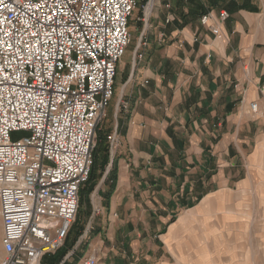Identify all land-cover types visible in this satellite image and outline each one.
Masks as SVG:
<instances>
[{
  "label": "crops",
  "instance_id": "0c3cea01",
  "mask_svg": "<svg viewBox=\"0 0 264 264\" xmlns=\"http://www.w3.org/2000/svg\"><path fill=\"white\" fill-rule=\"evenodd\" d=\"M157 3L151 27L138 33L142 57L133 52L116 82L109 128L118 145L107 162L114 180L97 191L88 237L83 229L68 250L78 259L58 264L89 255L98 264H170L202 241L260 235L248 230L247 208L252 199L254 221L263 219L264 0ZM209 10L228 14L220 39L199 23ZM233 227L240 232L227 236ZM1 239L0 227V260Z\"/></svg>",
  "mask_w": 264,
  "mask_h": 264
},
{
  "label": "built area",
  "instance_id": "2783aa9c",
  "mask_svg": "<svg viewBox=\"0 0 264 264\" xmlns=\"http://www.w3.org/2000/svg\"><path fill=\"white\" fill-rule=\"evenodd\" d=\"M154 2H143L145 28ZM134 7V0H0V264H42L64 244ZM227 18L209 10L199 23L220 39ZM248 109L260 112L255 100Z\"/></svg>",
  "mask_w": 264,
  "mask_h": 264
},
{
  "label": "rangeland",
  "instance_id": "374dc122",
  "mask_svg": "<svg viewBox=\"0 0 264 264\" xmlns=\"http://www.w3.org/2000/svg\"><path fill=\"white\" fill-rule=\"evenodd\" d=\"M145 0H134L135 7L131 13V15L128 18V31L131 35L129 44L125 48V52L119 59L117 63V76L115 79V85H114V91L112 98L109 102V105L106 109V114L104 118L100 121V123L97 126L96 135L94 139L95 146L92 151V159H93V152L94 150H97V153H95L96 159L101 163L102 160H105V162L111 161V155L113 154L116 146L118 145L117 138L114 133H111L109 128L111 123V115L113 113V109L115 107L116 98V82H121L124 79V76L126 74V67L129 66V61L132 53L136 49L137 40H138V33L141 31L143 32L144 26H145V20L142 19V11L141 8L143 6V2ZM158 0H155L154 9L159 5ZM166 4L170 3L166 2ZM166 4L162 5L165 7V9H169V7L166 6ZM140 15V19H142L143 25L141 22H139L136 17ZM152 15V13H151ZM150 15V17H151ZM150 17L148 18V23L151 22ZM151 25L149 24L146 29H149ZM163 39V36L161 37V40ZM139 43V40H138ZM135 56L140 58L137 54V52H134ZM133 54V56H134ZM142 57V54H141ZM146 82V81H145ZM126 107L125 104L120 105V108ZM21 134L15 133L13 136H18ZM111 136V139L109 137ZM102 141V143H101ZM103 143L106 144V151L102 149V146H105ZM94 162V159H93ZM93 164V163H92ZM109 164H103L101 168H97L96 173H101L102 178L92 181H87L85 184H83L80 188L79 192V199H78V210L75 215V218L73 220V223L71 225V228L68 232L69 238L67 241L65 240L64 244L61 246V250L47 254L48 259L45 260V262H42V264H50L49 261H54V264H58L59 260H62L64 256H66V259H69L71 262L76 261L78 258L73 253L68 254V250L71 248V246L76 242V240L79 238L80 232L85 231L86 237H88L87 231L92 230L90 226L93 225V217H97L100 212V207L97 205L96 201L98 199L97 197V191H100V187L102 186L103 180L107 176L108 171L110 170ZM107 190L105 189L103 191V195L105 194ZM249 207L247 208L250 215H252L253 222H251V228L249 227L248 230L252 231H258L257 235L254 237L253 233L251 232L247 233L242 239L236 238L234 240L227 238L225 239H219L214 241H202L199 249L196 251H193L192 249H185L183 253V257L178 260L169 257V263L175 264V261H180V264H242L244 261L248 264H253V259H255L254 264H262L261 261V255L264 252V217L263 219H259L258 221H254L255 214H260V212H256L255 207L258 209L259 206L255 205L254 201L248 200ZM264 211V208H263ZM264 216V214H263ZM262 218V217H258ZM254 223V224H253ZM90 224V225H89ZM88 226V227H87ZM1 227V223H0ZM87 228V229H86ZM239 231L236 230L234 227L230 229V231L226 230L228 233L227 236H230L231 233H237ZM260 231V233H259ZM84 232L82 233V235ZM67 236V237H68ZM216 242V244H215ZM175 246V244H173ZM82 253V252H80ZM180 253V252H179ZM182 253V252H181ZM79 254V253H78ZM73 257V258H72ZM85 256L83 259H81V263L86 259ZM73 259V260H71ZM65 260V259H64ZM80 263V264H81ZM53 264V263H51Z\"/></svg>",
  "mask_w": 264,
  "mask_h": 264
},
{
  "label": "trees",
  "instance_id": "16d2710c",
  "mask_svg": "<svg viewBox=\"0 0 264 264\" xmlns=\"http://www.w3.org/2000/svg\"><path fill=\"white\" fill-rule=\"evenodd\" d=\"M101 143H102V141H101ZM105 146H102V149H103V151L105 150L106 151V149H107V147H106V144L105 143H103ZM95 153H97V150H94V152H93V159H94V162H93V164H92V166H91V170H90V176H89V178H88V180L87 181H92V180H97V179H101L102 178V175L103 174H99V173H96V171H97V168H101V166L103 165V164H106L107 162H105V160H102L101 161V163L98 161V159H96V156H95ZM98 172V171H97ZM112 177L111 178V182H113V180H114V176H113V171H112V169H110L109 171H108V173H107V176L105 177V179L103 180V183L104 184H106L107 183V180L108 179H110L109 177ZM86 181V182H87ZM113 192V183L112 184H110L109 185V187H108V190L105 192V197H108L111 193ZM48 259V257H47V255H45L44 257H43V260H42V262H45V260H47ZM49 263L51 264V263H53L54 264V261H49ZM58 263V262H57ZM62 264H65V262H63Z\"/></svg>",
  "mask_w": 264,
  "mask_h": 264
}]
</instances>
